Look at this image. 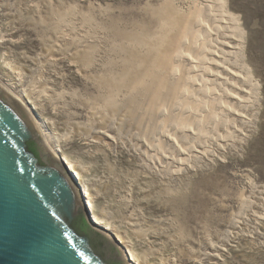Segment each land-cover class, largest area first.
Segmentation results:
<instances>
[{"label": "rangeland", "instance_id": "rangeland-1", "mask_svg": "<svg viewBox=\"0 0 264 264\" xmlns=\"http://www.w3.org/2000/svg\"><path fill=\"white\" fill-rule=\"evenodd\" d=\"M172 1L183 11L191 7ZM215 1L229 23L233 67L246 85L243 132L233 153L166 183L124 148L132 142L126 126L117 144L85 140L87 130L125 111L114 113L117 105L105 104L103 91L71 62L78 52L88 56L90 46L101 60H117L105 24L152 30L151 8L163 0H0V85L23 95L33 122L45 125L59 155L81 174L94 213L124 238L139 264H264V0ZM115 96L116 103L130 98L127 91ZM224 232H231V247L212 252L209 245ZM203 253L214 259L202 260Z\"/></svg>", "mask_w": 264, "mask_h": 264}, {"label": "bare ground", "instance_id": "bare-ground-1", "mask_svg": "<svg viewBox=\"0 0 264 264\" xmlns=\"http://www.w3.org/2000/svg\"><path fill=\"white\" fill-rule=\"evenodd\" d=\"M188 2L191 7L187 11L172 0L152 7V30L145 26L120 29L114 20L105 24L116 43L117 60H101L90 46L88 56L78 55L77 51L76 60L71 61L103 91L99 98L105 104L117 105L114 113L125 111L115 122L107 119L103 124L88 127L84 130L85 140L96 145L117 144L121 141L119 136L126 138L120 134L126 126V140L132 142L124 148L135 153L166 183L191 168L218 159L220 153H233L243 132L241 114L246 107V85L233 67L229 23L215 0ZM0 88L32 115L33 109L22 94L16 95L4 85ZM123 91L130 94L128 102L119 99L116 103L112 96ZM35 125L45 148L54 159L62 158L45 125ZM62 159L74 174L93 221L108 230L104 219L94 213L92 197L81 174L72 163ZM230 233L226 232L220 243H211V251L220 253L231 247ZM116 239L123 245L129 264H139L124 238L117 235ZM201 257L204 261L214 259L210 253Z\"/></svg>", "mask_w": 264, "mask_h": 264}, {"label": "water", "instance_id": "water-1", "mask_svg": "<svg viewBox=\"0 0 264 264\" xmlns=\"http://www.w3.org/2000/svg\"><path fill=\"white\" fill-rule=\"evenodd\" d=\"M0 264H129L74 174L0 88Z\"/></svg>", "mask_w": 264, "mask_h": 264}]
</instances>
